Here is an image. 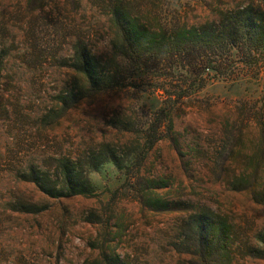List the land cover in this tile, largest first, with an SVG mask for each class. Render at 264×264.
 <instances>
[{
    "label": "rangeland",
    "instance_id": "374dc122",
    "mask_svg": "<svg viewBox=\"0 0 264 264\" xmlns=\"http://www.w3.org/2000/svg\"><path fill=\"white\" fill-rule=\"evenodd\" d=\"M121 2L154 35L146 67L124 55L116 22L87 0L35 12L26 0H0V264H105L103 250L120 257L116 264H264V206L223 177L253 170L264 178V0ZM176 21L208 25L207 68L192 75L186 60H164L174 40L162 31ZM81 31L93 50L124 58L106 65L105 91L83 82L74 57ZM241 101L253 112L244 138ZM64 163L92 195L51 198L25 179L36 169L61 188ZM153 178L167 184L163 198L206 206L217 217H204L231 224L228 249L204 253L187 212L143 208L132 191ZM242 236L251 255L238 249Z\"/></svg>",
    "mask_w": 264,
    "mask_h": 264
},
{
    "label": "trees",
    "instance_id": "16d2710c",
    "mask_svg": "<svg viewBox=\"0 0 264 264\" xmlns=\"http://www.w3.org/2000/svg\"><path fill=\"white\" fill-rule=\"evenodd\" d=\"M55 1L57 0H26V8L29 12H35L52 5ZM87 1L91 4L97 5V8L101 13H104L107 17H111V19L116 22L119 29L120 39L127 43V46L122 45L121 47V49L125 51L124 55L129 54L132 60H136L139 63L138 67H146V61H152L153 57L151 56L152 54L148 56L146 55L145 46L153 43V38L151 36L154 35H152L149 30L139 23L137 16L132 15L126 9V6L122 4L121 0ZM64 2L75 5L77 7L76 9L79 8L78 4L80 0H64ZM250 21L251 24L254 25L252 17H250ZM255 24L257 25L258 23L255 21ZM210 25L213 26V24ZM207 26V24H203L199 27H189L179 21H176L169 26H164L165 31H162L163 34L169 36V42H171L170 39L172 38L174 40L171 43L172 46L168 47V50L164 52V60H170L175 57L181 60H186L188 65L193 67V71L189 72L190 75H192L196 70L195 67H202L204 69L207 68L205 55L210 51L209 44H206L207 37L205 34V27ZM259 27L260 26L257 28ZM214 28H218V26ZM218 31H220V29ZM88 37V34L83 31L75 36L74 57L77 61L79 72L83 78L84 84L96 91H105L107 85L112 83V72L108 70L106 65L111 61H114V63L117 64H123L124 60L122 59L124 58H115L113 53L112 57H110L109 48L108 52L106 50L105 52L98 53L97 50H93L87 44ZM153 64L154 70H157L161 65L156 62H153ZM189 66L188 68H191ZM183 67L184 72L188 71L185 66ZM194 76L195 78L193 83L203 82V78H198L201 75ZM164 89L165 88H161V90L165 92ZM179 96L183 98V94H179ZM168 97L171 99V95ZM248 105L249 101L239 102V114L241 116V121H245L246 124L243 125L241 123L240 129H238L241 138L243 137L242 129L245 127L244 130L246 133L249 128V125L247 124L252 120L250 116L253 112L250 109H247ZM159 113L162 114L163 110L161 109ZM242 117L246 118L242 119ZM158 130L162 131L160 127H156V131ZM156 141L157 140H153L150 142L149 148L152 147ZM170 143L177 155L182 157L177 140L175 138H170ZM226 163L227 167H225V169H230L229 165L232 162L228 161ZM249 165H253L252 158H250ZM60 169L62 176L61 188L53 185L48 173H41L36 169L31 170L27 175H25V179L27 182L33 183L41 193L51 198L76 195L88 196L93 194V192L89 189V180L82 175H78L73 166L68 163H64L60 166ZM223 177L229 190L244 193L249 197L251 203L264 206V178L259 176L257 171H242L238 173L232 171L231 173L230 170H226ZM136 182L138 184L137 180L133 183V185H135ZM145 182L147 183L145 188H141V185L139 184L137 186L139 188L136 189L135 187V190L132 191L137 201L143 208L155 214L187 212L192 217H197L198 219L196 231L198 230V241L203 245L204 253L208 250L211 256H215L219 248H227V241H231L234 236L231 224L227 221L213 222L210 218L204 217L205 211L210 213L211 216H216L206 206L192 204V202L184 200L178 196L171 199L163 198L158 194V192L167 189L168 186L161 179H147ZM241 241V245L238 248L240 249L239 251L241 253L246 251L247 255H251V251L253 250H251L252 248L248 245L249 238L242 236ZM100 257L105 264H116L120 259V257L114 253L112 256L113 260H111L104 250L101 252Z\"/></svg>",
    "mask_w": 264,
    "mask_h": 264
}]
</instances>
